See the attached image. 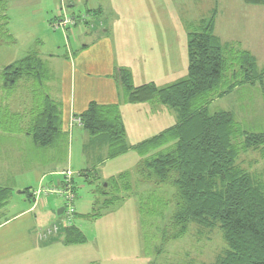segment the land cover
Instances as JSON below:
<instances>
[{
  "label": "rangeland",
  "instance_id": "rangeland-1",
  "mask_svg": "<svg viewBox=\"0 0 264 264\" xmlns=\"http://www.w3.org/2000/svg\"><path fill=\"white\" fill-rule=\"evenodd\" d=\"M215 4L218 12L215 18L214 33L221 40L242 43L243 47L249 48L255 55H258L257 67L263 68L264 5H249L242 0H81L67 8V12L69 15L78 17L84 15L88 8L100 6L112 14H114L113 10L124 13L123 16L128 22L121 20V23L126 27L116 32L115 29L120 21L115 20L113 31L114 38L118 42L116 45L118 65L115 69L117 71L120 68L130 70L124 67L127 65L124 64L125 62L133 65L135 69L148 63V68H152L153 56L149 51L153 48L147 47L151 41L150 37L148 42L144 41L143 43V33L129 32V30L137 24L138 19L145 20L147 23L150 21L151 28L152 16L164 20L166 7L168 11L172 10V16L168 17L170 34H172V39L171 35L169 36V41L172 42V46L169 47L171 54L169 59L174 70L172 75L168 73V76H171L168 79L170 83L187 72V35L184 23H195L194 19L208 16L210 9ZM60 8V0H0V10L3 9L7 15L4 28L12 38L11 44L0 45V72L5 65L21 59L30 51H36L41 58L45 57V59L49 57L63 59L66 56V51L72 48L77 51L74 53L76 56L82 51L79 49L81 45L92 43V39L101 35L103 28L108 26V33H111L109 15H106L108 16L106 19L105 16L102 19H97L94 28H90L89 24L80 23L77 26H70L68 33L66 29L53 27L52 20L62 15ZM145 8L148 12L142 13L141 11ZM145 13L148 15L146 16ZM98 23L100 25H96ZM239 47L241 46L239 45ZM95 50L98 51V49ZM93 52L91 51L89 54ZM102 52L100 55L104 57L103 55L107 51L104 48ZM143 54L146 56L144 63L141 59ZM57 62L48 60L52 71H54L55 63L57 67ZM155 62H158L157 58ZM56 81L57 77H54L49 84L50 87L54 85V91L56 90ZM135 81L143 80L136 77ZM262 86L263 92L257 84L254 87L243 89V91L249 89L247 95L238 92L216 98L209 105L208 111L213 113L217 110H230L240 122L242 129L248 132H262L264 131V80ZM30 90L31 80L24 79L19 82L11 96L0 93V179L7 181L13 187L6 205L2 209L6 216L10 215L12 211L29 205L26 193L17 194L19 188L14 186H22L23 183H27L24 184L27 185L25 187L39 186L38 188L42 190L46 189L43 191L44 195L58 200L63 205L60 196L47 190L58 188L55 186L58 176L48 175L38 185L36 171L39 164L42 163L34 159V155L43 149L38 148V151H35L30 138L25 134L7 133L1 128L7 122L12 121L5 112L6 108L10 110L15 106H20L23 109L32 107ZM148 104L149 102H147ZM156 104L158 107L162 106L159 103ZM163 108L165 109L159 110L158 108L159 112L153 110L155 114L153 118L156 120L152 121V127L149 130L152 131V135L176 121L175 112L167 107ZM139 115L144 117V114L143 116ZM130 122L128 140L134 144L140 142L144 136H140L139 127L133 124L132 120ZM145 124L143 120L140 127ZM44 157L46 155H42V158ZM57 157L55 160L56 170L69 171L77 187L73 201L75 216L72 223L79 229L84 241L64 245L58 240L51 243L50 247H43L42 250L12 254L5 258L6 262L3 261L4 254H1L0 251V257H3L0 258V264H196L211 263L216 256L222 254L225 244L218 228L209 230L210 232L203 230L204 234L198 236L195 230L196 225L191 224L189 232L184 237L162 241L161 229L172 208L170 197L172 189L164 185L155 187L151 183H138L136 166L140 155L135 150L129 148L127 152L109 158L105 148L99 150L96 142L88 141L87 135L83 137L78 132H74L72 136L71 133L67 135L66 146L62 152H57ZM241 158H244L242 165L251 172H262L264 160H261L259 152L250 151L242 154ZM85 169L94 170L100 179L96 182H86L78 174ZM7 173L10 175L8 179H6ZM123 173H129L131 193L136 195L127 194L121 189L122 191L118 193L121 199L109 205L105 204L104 201L112 197L113 191L112 187L107 185L106 180L111 176ZM95 184L103 185L102 188L107 194H99ZM146 192H152L156 197L168 201L165 208L156 205L157 209L162 211L165 216H150L146 212L148 209L144 206L143 212L140 214L138 207L141 204L142 195H146ZM54 202L56 203V201ZM86 214H99V216L87 217ZM59 217L64 219V212ZM206 233H208L207 238L205 237ZM60 239H62L61 236ZM156 247H161V252L157 253Z\"/></svg>",
  "mask_w": 264,
  "mask_h": 264
},
{
  "label": "trees",
  "instance_id": "trees-1",
  "mask_svg": "<svg viewBox=\"0 0 264 264\" xmlns=\"http://www.w3.org/2000/svg\"><path fill=\"white\" fill-rule=\"evenodd\" d=\"M242 1L249 5H264V0ZM60 4H65V12L74 19V26L86 23L94 28L102 12L101 8L89 9L84 15L75 17L68 14L64 0H60ZM216 15L215 4L208 16L187 24L188 66L185 77L163 87L153 82L134 86L129 70L120 68L113 74L125 101H157L175 111V124L129 146L117 104L90 102L79 115L78 122L91 138L107 144L109 158L123 154L129 148L139 153L136 166L138 183H151L155 187L164 185L172 189L171 212L161 229L163 242L184 237L191 224L196 225L198 236L204 234L203 230L208 232L218 228L225 244L222 254L211 263L196 264H264V167L262 172L254 173L242 165L244 158L240 159L242 154L256 151L264 160V131L242 129L230 110L208 111L214 99L228 96L235 89L239 94L247 95L249 89H243L258 84L263 92L264 67H257L256 57L249 50L222 41L214 33ZM56 19L52 20V25ZM6 20L7 15L2 9L0 45L12 42L11 35L4 28ZM65 29L68 31L69 28ZM84 47L85 44L79 49ZM76 52L70 50L71 56L75 57ZM24 79L31 80L33 104L28 113L29 123H26L25 112L6 108L5 112L12 121L1 126L2 131L25 134L31 144L40 149L58 146L64 149L67 136L61 129V103L50 94L49 83L53 77L47 61L36 51H30L2 68L0 93L11 96ZM78 174L88 183L100 178L90 169ZM106 181L113 191L105 204L121 199L118 193L122 190L136 195L131 193L129 173L111 176ZM71 183L75 195L77 187L73 178ZM102 186L95 184L97 192L107 194ZM10 192L11 188L0 186V208L7 202ZM23 193L31 195L28 188ZM140 203V214L144 206L150 216L160 217L164 214L156 205L165 208L168 201L146 192ZM86 216L97 217L99 214ZM63 229L64 243L84 241L73 223ZM161 249L156 247V252H161Z\"/></svg>",
  "mask_w": 264,
  "mask_h": 264
},
{
  "label": "crops",
  "instance_id": "crops-1",
  "mask_svg": "<svg viewBox=\"0 0 264 264\" xmlns=\"http://www.w3.org/2000/svg\"><path fill=\"white\" fill-rule=\"evenodd\" d=\"M64 1L68 5V8H70L75 4L76 1L80 2L81 0H64ZM96 8L102 9V12L100 13L99 16L100 19H102L104 16L106 19V17H108L106 15H109L108 20H110L109 23L111 22L112 34L110 32L108 33L109 31L108 26L106 28H103V30H101V35L98 36L97 38L92 39V43H90L89 45L85 44L86 47L82 48V51L79 52L78 55H76L75 57L71 56L70 50L73 49L69 48L70 50L66 51V56L63 59L58 57H49L46 59L45 57H42V59L46 60L47 63L48 60L51 62H53V60L58 61L57 67L55 63L54 71H52L48 63V67L49 70L51 71L53 79L54 77H57L56 90L55 91L53 90L54 89V85H53L52 87H50V94L52 97L56 98L61 103V111H62L61 129L64 135L67 136L69 133H71L72 136L74 132H78L83 137L87 135L88 141L91 140L92 142H96V145H98L99 150L105 148L108 152L107 144L105 142H101L99 140L91 138L88 132L78 122L79 115L82 112H84V110L88 107L90 102H95L101 105H108V104L118 105L121 121L125 130V141L129 146L136 144V143L133 144L131 141L128 140L129 124H131L130 120L133 121V124H136L139 127L138 129L139 135L144 136L142 137L143 138L142 140L148 139L158 134L159 132L172 126L173 124L164 129H161L156 134L153 133L154 135H152V131L149 130L152 127V121L156 120L153 118L155 117L153 110L156 112L158 111V108L159 110H162L165 109L163 107L166 106L160 104L157 101H151L149 102L148 105L147 102L129 103L122 98L121 91L119 87H117V83L115 81V78L113 77V74L116 71L115 69L117 68L118 65L117 63L118 53L116 51V45L118 44V42L114 38L113 31H114L115 20H118V22L120 21L115 29L116 32L117 30L126 27V25L121 23V20L123 22H128V20H125L123 16L124 13H120L117 10H113L114 14H112L109 11L106 12L104 8L100 6ZM96 8H88L87 10L96 9ZM159 11L161 12V10ZM141 12L142 13L148 12L147 8L143 9ZM164 13H165L164 20L162 18H158V17L156 18L152 16L151 28L149 26L150 21L147 23L145 20L140 21L138 19L137 24H135V26L132 29L130 30L128 29L129 32H135L139 34L143 33V40H142L143 43L144 41L148 42V39L150 37L151 41L149 45H147V47L149 49L150 47L153 48L152 50L149 51L150 55L153 56L151 69L148 68L149 63L144 64L141 67L138 66L136 69L133 65H130L128 62L124 63L127 64L124 67L130 69L129 71L131 73L132 83L134 86H138L147 82H153L156 86L163 87L170 85L171 83L175 82L180 78L185 77L186 75L185 74L182 77H179L173 82L170 83L168 82V79L171 77L168 76V73L172 75V73L174 72L172 66L170 65L171 60L169 59L171 55L169 47L172 46V42L169 41V36L171 35V39H172V34H170L171 33L169 27L170 23L168 21V17L172 16V10L168 11L166 7ZM145 15L147 16L148 13H145ZM199 19L200 18L198 17L194 20L197 21ZM187 24H189V22L184 23L186 28V34H187ZM222 41H227V40H222ZM236 43L239 44V42H235L234 44ZM241 44L242 43H240L239 45L242 48L249 50L256 57V60H258V55H255L253 51H251L247 47H243V45ZM104 48L107 52L103 55L104 57H101L100 53H103L102 51ZM95 49H98V51ZM91 51L94 52L89 54ZM119 55L121 56V52ZM156 58L158 59V62H155ZM141 59L142 62L144 63L146 61V56L143 54ZM187 66H188V59H187ZM136 77L141 78L143 81L136 82L135 81ZM51 82L52 81H50L49 84H51ZM237 90L238 89H235L229 95L238 93ZM156 103H159L162 106L158 107ZM14 110L25 112L27 117L26 123L27 124L29 123L30 117L28 116V113L30 108L23 109L22 107L17 106L14 107ZM139 114H142V116L144 114V117H141ZM143 120L144 123L146 124L145 126L140 127V124ZM176 120H177V116H176ZM126 133H127V139H126ZM34 147H35V151H37L38 147L37 146ZM58 147L43 148V150H41L42 149L41 148L40 149L41 152L35 153L34 159L42 163L39 164V168H37L38 170L36 171V178L38 179L37 182H39L38 185L41 182H43L48 177V175H52L59 177L57 178L56 181L57 183H55V186L56 187L63 186L64 184L63 170L62 169L61 171L56 170L57 168L55 166V160L58 158L57 152L58 153L62 152L64 149ZM42 155H46V157L42 158ZM6 175H7L6 179H8L10 175L8 173ZM24 184L27 183H23L22 186H18V185H14V186L15 188H19L17 190V194H23L24 189L26 188L29 189V194L31 195L27 196L26 194V196L29 199L28 200L29 205H25L24 207H22L17 211H12V213L8 216H6V213L2 210L5 207L6 203L5 205L2 206V208H0V251L1 254L2 253L4 254V258L3 257L0 258H3L4 262L7 261V259L5 258L9 257L12 254L17 255L23 252L28 253L31 251H35L37 249L42 250L43 247L45 246L50 247L51 243L56 242L58 240H60L64 245H69L64 243L65 233L63 227L65 226L62 223V219L59 217L62 213L61 214L57 213V211L60 208H62V203L58 202V200L52 199L50 196L44 195L43 192L35 194L34 192H36L39 189L38 188L39 186L30 188L29 186L25 187L27 185ZM0 186L9 187L11 185H9L7 181H2L0 179ZM9 188L13 189L12 186ZM54 201H56V203ZM54 224H60L58 231L56 233L47 234L44 237L40 236L47 229H50ZM60 236L62 237V239H60Z\"/></svg>",
  "mask_w": 264,
  "mask_h": 264
},
{
  "label": "built area",
  "instance_id": "built-area-1",
  "mask_svg": "<svg viewBox=\"0 0 264 264\" xmlns=\"http://www.w3.org/2000/svg\"><path fill=\"white\" fill-rule=\"evenodd\" d=\"M64 3V2H62ZM60 9L62 11V15L58 16L57 19L54 21L53 23V27H60L63 30H65V28H70V26H72L75 21L72 17L68 16L65 12V4L61 5L60 4ZM69 33V31H67ZM63 176H64V184L62 186V188H50L47 189L50 192H52L53 194H56L58 196H60L63 200V212H64V216L65 218H61L62 219V223L64 224V226H68L72 223V220L74 218V198L75 195L72 191V185L70 183L71 180V173L69 171L63 172ZM46 189H41L39 188L36 192H34L35 194H38L40 192L45 191ZM60 224H54L50 229H47L43 234H41V237L46 236L47 234H51V233H56L58 231Z\"/></svg>",
  "mask_w": 264,
  "mask_h": 264
},
{
  "label": "water",
  "instance_id": "water-1",
  "mask_svg": "<svg viewBox=\"0 0 264 264\" xmlns=\"http://www.w3.org/2000/svg\"><path fill=\"white\" fill-rule=\"evenodd\" d=\"M62 211H63V208H60V209L57 211V213H58V214H61Z\"/></svg>",
  "mask_w": 264,
  "mask_h": 264
}]
</instances>
